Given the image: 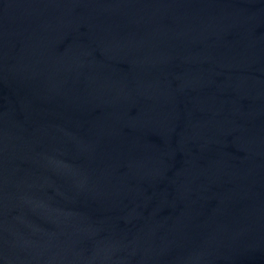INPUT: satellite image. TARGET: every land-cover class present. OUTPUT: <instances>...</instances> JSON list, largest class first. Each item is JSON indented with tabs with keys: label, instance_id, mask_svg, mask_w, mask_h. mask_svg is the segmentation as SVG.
Returning <instances> with one entry per match:
<instances>
[{
	"label": "water",
	"instance_id": "95a60500",
	"mask_svg": "<svg viewBox=\"0 0 264 264\" xmlns=\"http://www.w3.org/2000/svg\"><path fill=\"white\" fill-rule=\"evenodd\" d=\"M0 264H264V0H0Z\"/></svg>",
	"mask_w": 264,
	"mask_h": 264
}]
</instances>
